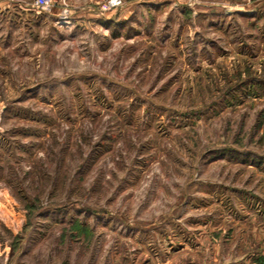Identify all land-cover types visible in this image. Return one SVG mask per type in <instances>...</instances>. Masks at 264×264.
I'll use <instances>...</instances> for the list:
<instances>
[{
    "label": "rangeland",
    "instance_id": "rangeland-1",
    "mask_svg": "<svg viewBox=\"0 0 264 264\" xmlns=\"http://www.w3.org/2000/svg\"><path fill=\"white\" fill-rule=\"evenodd\" d=\"M113 1L0 0V264H264V0Z\"/></svg>",
    "mask_w": 264,
    "mask_h": 264
},
{
    "label": "built area",
    "instance_id": "built-area-1",
    "mask_svg": "<svg viewBox=\"0 0 264 264\" xmlns=\"http://www.w3.org/2000/svg\"><path fill=\"white\" fill-rule=\"evenodd\" d=\"M66 0H34L33 7L39 12V13H50L54 9L55 6L58 4L63 8L65 7L64 2ZM119 4H117V1L114 0L111 3L112 7H116ZM58 24L60 25H68L69 24V17L67 14V10H62L61 13L58 16Z\"/></svg>",
    "mask_w": 264,
    "mask_h": 264
},
{
    "label": "crops",
    "instance_id": "crops-1",
    "mask_svg": "<svg viewBox=\"0 0 264 264\" xmlns=\"http://www.w3.org/2000/svg\"><path fill=\"white\" fill-rule=\"evenodd\" d=\"M4 2H6L7 3V1H4ZM27 16H28V14H26Z\"/></svg>",
    "mask_w": 264,
    "mask_h": 264
}]
</instances>
